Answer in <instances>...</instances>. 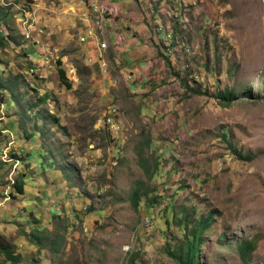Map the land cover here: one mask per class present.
Wrapping results in <instances>:
<instances>
[{
	"label": "rangeland",
	"instance_id": "rangeland-1",
	"mask_svg": "<svg viewBox=\"0 0 264 264\" xmlns=\"http://www.w3.org/2000/svg\"><path fill=\"white\" fill-rule=\"evenodd\" d=\"M4 2L11 3L20 44L10 43L17 52L0 49L7 61L0 60V71L17 82L19 94L16 106L11 100L8 108L0 106V129L16 131L24 120L14 134L24 139L31 133L18 148L16 138L14 150L34 204L19 198L20 211L12 202L0 208L2 220H17L0 224V233L17 242L25 259L19 264H129L131 257L134 264H179L166 251L182 252L192 224L179 226L178 219L209 211L214 221L195 264H264V0H195L194 33L200 30L203 45L189 62L201 76L192 85L151 73L166 66L156 62L132 82L114 60L108 59L107 75L92 69L72 28L75 0ZM32 44L34 51L23 52ZM57 60L70 89L58 78ZM79 62L89 74L77 71ZM157 77L167 82L151 85ZM198 86L207 93H192ZM33 88L47 91V100L37 101ZM223 88L247 91L223 104L213 94ZM114 106L117 129L108 133L103 119L115 116ZM24 108H32L30 121L20 115ZM232 148L254 157L240 160ZM4 169L0 164L1 178ZM138 184L141 201L134 207L129 195ZM30 211L42 225L30 224ZM37 231L63 237L59 251L51 250L52 236L35 255L26 235ZM242 237L256 239L247 263L234 245Z\"/></svg>",
	"mask_w": 264,
	"mask_h": 264
},
{
	"label": "clouds",
	"instance_id": "clouds-1",
	"mask_svg": "<svg viewBox=\"0 0 264 264\" xmlns=\"http://www.w3.org/2000/svg\"><path fill=\"white\" fill-rule=\"evenodd\" d=\"M75 2L79 6L77 7V9H75L74 7H70L71 11H73L76 15V17H73L72 27L75 28L74 34L79 45V51L82 54L85 63L88 66H91L92 69L100 71L103 75H107L110 73V63L108 62V59L109 61L114 60V66L118 69V71H120L121 74H124V78H127L130 73L134 75V77L130 79V81L132 82L135 79V76H137V73L135 72L134 68H132L131 71H129L130 69L127 72L123 71L125 66L120 61L122 53L120 52V54H118V51L120 49L125 50L127 47H129L128 39L125 34L127 36L136 35L138 32H140L138 29V27L140 26L143 27L144 30L140 33L142 35L141 37H145V39L147 40L151 38L152 43L155 45L157 53L160 55L158 57L160 62L157 60V63L166 65L163 69L154 70L151 73L159 75L167 72L168 75L166 76L165 80L177 81L179 85L197 84V82L201 78L200 74L193 68L194 66L189 64V62L194 58L195 53L200 51L199 49L203 45V40L199 36L200 30L199 32L194 33L196 26L194 15L192 13V4L195 3V0H127L121 6L110 4L108 3V0H75ZM9 3L10 2H4L3 5L0 4V8H5ZM103 5L112 7L114 9V14L105 13L104 11L96 9V6ZM67 13L69 12L67 11ZM161 19H163V21ZM0 28V30L6 33V31L2 29L4 28L5 30H7L6 27L0 25ZM36 42H39V40H36ZM163 52H166L168 54V58L163 55ZM198 54L202 53L198 52ZM0 56L4 57L3 55ZM172 61L176 62L172 63ZM178 71L181 74L180 78L177 77ZM165 80L162 77H157L155 79H152L151 85L154 86L167 82ZM16 83L17 82H15L13 78L6 77L4 75V72L0 71L1 107L5 106V108H8L9 106L7 107V103L9 102V100H11L14 103V106H16V102L13 100L14 96L16 94H19V92H17ZM41 87H43V83L37 85L34 88L40 90ZM34 88L33 93L37 101L47 100V98L42 95L47 93V91H42L41 94L38 91H35ZM27 90L30 92L32 88H29ZM29 109L24 108L20 112V115L26 116L28 121L32 119V115L30 114ZM112 109L113 113H115V116H112L111 118L106 117L103 119V125L106 127L108 133H111L113 129H117L116 127H114V124L118 120L117 118L119 116V111L116 106H114V108ZM41 117L44 120L45 114L41 113ZM2 118L3 117H0V120ZM13 125L14 124L12 123L11 128H13ZM19 125L23 126L24 120L22 123L19 120ZM19 125H17V129L14 128L16 131H19ZM117 127H119V125ZM16 131H14L13 129H0V141L2 142L0 144V164L5 166V169L3 170L5 176L3 178L0 177V208L4 207L5 203L12 202L14 204L13 208H17V210L20 211L19 207L23 206H21L20 203L22 200L18 201L19 198L30 199L28 201L29 204H32L31 206H33L34 201L32 200V195L30 193H26L25 191L26 188L23 180L24 166H22L23 164L20 161V157H18L19 152H16V150H14L16 138H19L17 134H14V132ZM25 135L28 136L24 139H20L21 137L17 139V142L20 141L17 144V148L21 146V144H25L22 143L21 140H31V133H27ZM47 165L49 166V164ZM73 175V173H70L68 174V177L71 178V176ZM140 186L141 184L136 185L133 190L137 188L139 189ZM133 190L131 191V193L133 192ZM138 191L141 194V191ZM31 206L29 207L31 208ZM87 210L89 211V208H87ZM1 211L2 210H0V212ZM23 211L27 212V209L24 208ZM30 215L33 219L30 224H33L34 214L32 211H30ZM14 216L16 217V215ZM207 216H210L212 222L214 221L213 211H209L205 216L197 214L196 217L191 220L188 219L185 215L183 217L189 220V225L198 218ZM6 220H9L11 224L17 221L15 220L13 222V218H10L9 215L5 216L3 220L0 216V224H6ZM181 223L184 224V222ZM211 225L212 223L210 224V226ZM210 226L202 229L203 240L201 241L200 245L205 241L206 237L204 236V233L208 232ZM29 233L30 232H28L27 234ZM0 234L5 236L4 233ZM52 236L57 240L63 238L56 233ZM52 236L50 238H52ZM241 239H245V237L240 238L238 241H240ZM8 240L12 244L3 243V247L1 248L0 246V248L5 251H11L13 255H18L20 257L19 263L21 261H25V259L16 252L18 244H15L12 239ZM28 240L31 241L29 238ZM238 241L234 243L235 249L236 243ZM47 242L48 241H45L44 247L41 248H46ZM51 250L54 249H52L51 247ZM0 258L3 261L8 262L4 260V254H1Z\"/></svg>",
	"mask_w": 264,
	"mask_h": 264
},
{
	"label": "trees",
	"instance_id": "trees-1",
	"mask_svg": "<svg viewBox=\"0 0 264 264\" xmlns=\"http://www.w3.org/2000/svg\"><path fill=\"white\" fill-rule=\"evenodd\" d=\"M10 5H6L5 8H0V25H3L6 27V33H4L2 30H0V49L5 48L7 50H13L17 52V47H10V43L15 42L16 45H19V36L20 32H18L15 28L11 26V20L13 19L14 15L12 12H10ZM5 9V10H4ZM1 29V28H0ZM36 45L37 42L35 41ZM29 51H34L33 49V44L28 45L23 52L28 53ZM24 56H28L26 54H22ZM163 55L168 58V54L166 52H163ZM56 64L58 65V78L59 80L66 86V88L70 89V82L68 78L65 76V71L63 68H61L59 65L61 64L60 60L56 61ZM90 68L81 64L79 62V66L77 68V71L79 73L86 72L87 74L90 73ZM262 91H264V75H262ZM192 93L194 94H201L207 93V90L201 91V88H193ZM247 90L243 89L241 94H236L234 90L230 88H223L222 91H215L214 90V97L219 99L223 104H230L232 101L237 99L238 97H245L244 94L246 93ZM258 94H255L257 96ZM259 97V96H257ZM256 97V98H257ZM264 98V94L262 96ZM54 119H56L55 116H53ZM224 137H225V133ZM232 153L240 160H246L249 161L251 160L254 156L251 153H241L240 151H237L236 149L232 148ZM139 189H134L133 192L129 195V199L134 207L138 206L139 202L141 201V196L140 192L138 191ZM152 200L148 199V203H151ZM147 218V216H145ZM34 218V223L33 224H40L42 225L43 221L40 218ZM161 218L163 221L167 224L168 219L165 218L164 215H161ZM148 219V218H147ZM181 222H184V225L187 226L189 220L186 219L185 217L179 218L177 225H180ZM212 223V219L210 216L203 217V218H198L197 220L192 222L191 228L188 230L189 235L191 236L190 240L187 239V234L184 235V240H183V249L182 252L180 250H167L166 252L168 253L169 256L174 258L176 262L179 264H195L198 262V257H200V251H199V245L201 241L203 240L202 237V229L210 226ZM39 227H36L38 229ZM28 238L34 243L33 247L35 248V255H37L39 252V248L44 247L45 241H50V237L46 235L43 231H37V232H30L27 234ZM3 243H11L5 236L0 234V246L1 248L3 247ZM17 244V242H14ZM53 247L52 249H55L56 252L59 251V245H58V240L53 237L52 239ZM12 244V243H11ZM0 248V255L4 254L5 258L4 260L8 261V264H18L20 261V257L18 255H13L11 251H5ZM256 248V239L255 238H248L245 237V239H241L236 243V250L237 253L243 263H247L251 253L255 250ZM136 258L131 257L129 259V264H134ZM196 260V261H195Z\"/></svg>",
	"mask_w": 264,
	"mask_h": 264
},
{
	"label": "crops",
	"instance_id": "crops-1",
	"mask_svg": "<svg viewBox=\"0 0 264 264\" xmlns=\"http://www.w3.org/2000/svg\"><path fill=\"white\" fill-rule=\"evenodd\" d=\"M126 1L127 0H108V3L121 6ZM105 7H107V9L109 10V14H114V9L112 7ZM72 28L74 29V27ZM138 29L140 32H138L136 35L127 36L125 34L128 39L129 49L127 50V53L122 55V57L120 58V61L124 64L125 67L129 65L131 66V69L134 68L135 72L137 73L135 79L144 77V69L152 67V64L154 62L157 63V59L160 56L157 53L155 45L152 43L151 38L147 40L145 39V37H141L142 35L140 33L141 31H144L143 27L139 26ZM131 69L129 71H131ZM133 77L134 75L131 73L130 79H132Z\"/></svg>",
	"mask_w": 264,
	"mask_h": 264
},
{
	"label": "bare ground",
	"instance_id": "bare-ground-1",
	"mask_svg": "<svg viewBox=\"0 0 264 264\" xmlns=\"http://www.w3.org/2000/svg\"><path fill=\"white\" fill-rule=\"evenodd\" d=\"M96 9H98V10H100L101 11V9H104V12L105 13H109L108 11V9H107V7H105V6H96ZM113 113V112H112ZM116 124V123H115Z\"/></svg>",
	"mask_w": 264,
	"mask_h": 264
},
{
	"label": "built area",
	"instance_id": "built-area-1",
	"mask_svg": "<svg viewBox=\"0 0 264 264\" xmlns=\"http://www.w3.org/2000/svg\"><path fill=\"white\" fill-rule=\"evenodd\" d=\"M109 12V11H108ZM130 75H131V73H130Z\"/></svg>",
	"mask_w": 264,
	"mask_h": 264
}]
</instances>
